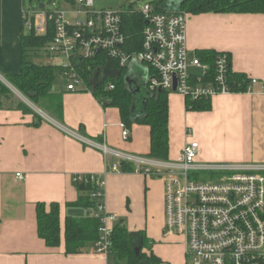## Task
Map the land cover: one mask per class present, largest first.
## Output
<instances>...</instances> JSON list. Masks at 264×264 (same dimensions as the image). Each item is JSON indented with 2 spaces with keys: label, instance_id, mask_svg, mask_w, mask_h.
Returning <instances> with one entry per match:
<instances>
[{
  "label": "crops",
  "instance_id": "1",
  "mask_svg": "<svg viewBox=\"0 0 264 264\" xmlns=\"http://www.w3.org/2000/svg\"><path fill=\"white\" fill-rule=\"evenodd\" d=\"M41 4L42 0L38 9H26L25 0H0V78L7 80L20 73L23 13L39 12ZM187 45L191 54H228L234 73L260 84L253 93L217 97L212 100V110L202 113L188 111L182 96L170 94L169 161H176L186 143L195 140L201 147L200 163L264 164V14H188ZM49 57L40 54L32 60L48 65L41 59ZM131 71L145 72L140 66ZM9 88L13 94L0 98V264H116L113 256L95 253L96 243L86 245L79 255L66 253V219L92 214L67 207L79 198L74 184L79 175L104 180L107 212L130 233L143 232L162 264H187L182 238L165 234L163 180L136 173H108L102 153L76 138L101 142L105 137L112 149L146 157L150 152L148 127L135 125L130 140L125 141L119 110L105 109L89 92H70L67 84L60 92L54 90L60 95L55 96L57 107L61 104L57 114L32 104L12 85ZM21 103L41 119L19 110ZM193 122L202 128L191 138L187 130ZM222 133L228 134L225 139ZM232 150L239 157L232 156ZM18 173L25 179L19 181ZM54 203L60 205L62 243L51 249L38 235L37 205L49 208Z\"/></svg>",
  "mask_w": 264,
  "mask_h": 264
},
{
  "label": "built area",
  "instance_id": "2",
  "mask_svg": "<svg viewBox=\"0 0 264 264\" xmlns=\"http://www.w3.org/2000/svg\"><path fill=\"white\" fill-rule=\"evenodd\" d=\"M77 3L78 14L87 10L86 21L69 23L67 13L60 10L23 13L25 30L38 37L45 36L52 25L54 40L46 54L53 62L65 59L61 68L70 92L91 93L77 65L99 53L106 54L121 69L131 71L133 66H145L152 91L175 93L189 102L253 93L260 84L257 79H248L247 90L241 92L242 84H231L228 54L219 53L213 68L197 54H191L187 45V14L159 13L152 4L146 5L140 11L146 20L142 52L130 55L123 12L91 11L94 0ZM0 81L11 86L4 78ZM109 89L114 90L115 86L111 84ZM261 92L264 93V82ZM120 127L123 139L130 140L131 131L123 123ZM187 133L193 134L189 129ZM76 138L102 153L108 173H122V164L126 162L136 174L163 180L165 234L182 238L187 264H264V164L200 163L201 147L195 140L186 143L176 161H157L112 149L105 137L101 142ZM16 177L19 181L25 179L21 173ZM95 177L79 175L74 182L91 178L99 188L92 196L98 201L93 216L100 222L101 235L95 253L107 257L112 255L118 220L106 210L104 180Z\"/></svg>",
  "mask_w": 264,
  "mask_h": 264
},
{
  "label": "trees",
  "instance_id": "3",
  "mask_svg": "<svg viewBox=\"0 0 264 264\" xmlns=\"http://www.w3.org/2000/svg\"><path fill=\"white\" fill-rule=\"evenodd\" d=\"M40 1V0H39ZM156 12L175 14H264V0H182L174 4L171 0H161L152 4ZM124 34L127 40V52L130 55L142 52L143 32L146 20L140 12L132 9L123 11ZM50 24V23H49ZM45 36H36L32 31H24L21 36L22 69L19 74L7 77V81L32 104L47 111L59 114V103L54 91L56 81L63 78L64 70L59 65L39 64L32 59L46 54V48L54 40V30L49 25ZM214 51H199L197 56L205 64L213 68L217 55ZM230 57V56H229ZM145 72L133 73L127 68L121 69L106 54L99 53L96 57L84 60L77 65L91 94L105 109H118L122 123L131 130L135 125L150 129V152L146 158L157 161H169L170 158V106L169 93L152 91L147 82ZM231 84H242L241 92L247 90L248 78L232 71ZM129 83H133L132 88ZM115 89L110 90L109 86ZM236 90L238 88L235 87ZM12 91L0 81V98L9 97ZM190 112H210L212 100L186 101ZM18 109L33 114L41 119L28 105L21 103ZM122 173H134L129 163L122 164ZM95 177V176H94ZM99 179V177H95ZM101 179V178H100ZM79 198L67 204L69 208L86 209L92 214L86 218L68 217L65 224L64 239L67 255H79L86 245L96 243L100 235V222L93 216L98 201L92 196L99 191L91 178L87 181L74 182ZM38 235L47 247L59 248L62 243L60 205H37ZM113 251L115 263L126 261L128 264H162V260L154 255L152 244L143 232L130 233L121 222L117 223L113 233ZM147 251V252H145Z\"/></svg>",
  "mask_w": 264,
  "mask_h": 264
},
{
  "label": "rangeland",
  "instance_id": "4",
  "mask_svg": "<svg viewBox=\"0 0 264 264\" xmlns=\"http://www.w3.org/2000/svg\"><path fill=\"white\" fill-rule=\"evenodd\" d=\"M161 0H94V4L91 8V11L94 10L95 12H101V11H114V12H123L126 11L128 9H132L136 12H140L146 5H150V4H154V3H159ZM182 0H171L172 3L174 4H178L180 3ZM42 2L44 4H47L48 0H42ZM78 0H75V3L70 2L68 0H54L53 4L47 5V11L50 12H56V11H63L67 13L66 16V20L69 23H77L79 20L80 21H86L87 20V10L84 9L82 10L81 14H78L77 12L79 11V6H78ZM25 6L26 9H30V8H34V9H38L39 8V0H25ZM45 55V54H44ZM42 62L44 63H50L53 65H64L66 63L65 59L60 58V59H56L54 62L52 60H50L49 58L47 59H41ZM140 72V71H138ZM142 72V71H141ZM61 78V77H60ZM58 79L54 85V90L55 91H62L63 89H65L66 87V81L61 79ZM18 96L21 97V95L18 93ZM16 96V95H15ZM23 98V97H22ZM18 100L19 97H17ZM190 128V130H192L193 134L191 136V138L196 137V135L198 134V132L201 131L202 125L201 124H195V122L189 124L188 126ZM186 129V128H185ZM184 135H185V131H184ZM228 134L226 133H222V136L225 137ZM230 153H235L232 156L235 157H239L238 152H235V150L229 151ZM227 161L225 163H216V164H237L238 162H230ZM240 164H244V162H239ZM248 164V163H245ZM110 264H113L112 262ZM119 264H128L126 261H121Z\"/></svg>",
  "mask_w": 264,
  "mask_h": 264
},
{
  "label": "water",
  "instance_id": "5",
  "mask_svg": "<svg viewBox=\"0 0 264 264\" xmlns=\"http://www.w3.org/2000/svg\"><path fill=\"white\" fill-rule=\"evenodd\" d=\"M52 2H53V0H48V2H47L46 5H50V4H52ZM46 5H45V4H41V5H40V10H41V11H44L45 8H46ZM129 86L132 88L133 83H129ZM175 90H176V88L174 89V91H175ZM159 92H162V90H159Z\"/></svg>",
  "mask_w": 264,
  "mask_h": 264
}]
</instances>
